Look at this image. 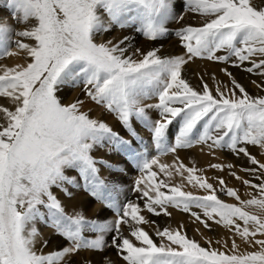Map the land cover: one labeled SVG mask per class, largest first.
<instances>
[{
  "label": "snow or ice",
  "instance_id": "snow-or-ice-1",
  "mask_svg": "<svg viewBox=\"0 0 264 264\" xmlns=\"http://www.w3.org/2000/svg\"><path fill=\"white\" fill-rule=\"evenodd\" d=\"M6 5L24 27L12 40L11 26L0 23V57L19 60L11 66L0 63V100L5 101L0 103V264H72L70 257L81 250L103 251L107 246L124 264H264V162L247 147L264 150V95L250 94L227 69L221 71L230 84L217 82L214 90L203 77L202 86L194 87L182 76L183 66L194 58L231 60L233 66L261 77L260 83H252L264 91V0H6ZM182 8L204 18L198 26L176 30L183 54L161 55L159 48L136 47L130 35L96 40L118 28L155 42L168 33L167 22L183 20L178 13ZM221 50L226 54L219 55ZM69 82H82L85 97L113 114L125 134L82 110L84 100L63 103L58 93ZM149 97L157 102L146 103ZM137 124L161 152L175 154L180 148L207 144L209 149L242 154L251 166L241 170L260 182L231 171L253 190L249 199H242L223 177L213 184L178 156L172 164L155 156L149 159L141 151L145 141ZM173 124L178 129L169 144ZM105 145L109 155L130 160L139 170L132 191L146 198L144 210L171 216L169 207L180 209L209 230V221L223 224L232 233L231 243L225 240L221 248L213 247L211 238L196 227L205 246L189 237L183 224L176 229L156 227L159 240L154 239L144 225L155 222L142 214L140 204L117 203L112 193L119 184L101 178L98 164L110 172L125 171L119 162L92 155L95 147ZM68 169L77 170L84 188L114 209L113 220L66 211L53 189L71 198L64 185L76 181L66 175ZM173 175L181 178L179 183H170ZM185 181L205 194L182 190ZM218 187L238 203L220 199ZM253 206L260 213L247 210ZM37 222L50 227L67 246L39 251Z\"/></svg>",
  "mask_w": 264,
  "mask_h": 264
},
{
  "label": "rangeland",
  "instance_id": "rangeland-1",
  "mask_svg": "<svg viewBox=\"0 0 264 264\" xmlns=\"http://www.w3.org/2000/svg\"><path fill=\"white\" fill-rule=\"evenodd\" d=\"M257 1L260 2V0H256V2ZM178 13L183 15V20L178 21V20L173 19L167 22L166 27L168 28V33L164 37H161L159 40L155 41L157 44L155 42L145 40V38L139 34L133 33L129 30L121 31L118 28H114L109 33L98 35L96 37V40L97 42H102L103 40L112 39L114 37L130 35L132 37L133 45L136 47H141L145 50H148L149 49L148 45L150 46V49L154 48L155 46V48L160 49L161 55H180V54H183L185 50L180 44L179 38L176 36V30L188 24H191L193 26H198L199 24L203 22L204 18L197 13L188 11L187 8L178 9ZM0 18L1 19L5 18L6 23L9 26H11V28L13 29V32L11 33L10 38L12 40L16 39L15 31L23 28L24 25L21 23H18L17 20L13 18L11 11L8 9L6 5V0H0ZM5 21L3 23H5ZM153 43L155 44L154 46H153ZM11 47L15 48V45L13 44ZM218 54L225 55L226 53L223 50H221ZM17 62H19V60L16 57H0V63L2 64H7L11 66L12 64L17 63ZM231 64H232L231 60L228 62H222V61L208 60L206 58H194L193 60L189 61L186 65L183 66L182 76L183 78L187 79L194 87L202 86L201 77H203V80L208 83L211 89L214 90L217 86V82L222 83V84H230L229 77L228 76L227 78H225L224 76L222 77L223 73L222 74L219 73L221 81L219 80L214 81L213 79L207 76L208 75L207 73L211 72L213 67L215 69V68H218L220 65H223L222 69H227V71L232 73V76L235 77L233 73L237 74L235 72V69H237V67L232 71L230 69ZM245 66H248V65L246 64ZM236 79L239 80V78H236ZM240 83L246 87V89L248 90L250 94H252L250 85H247V83L245 84V81L244 82L241 81ZM64 91H66L67 95L65 94L63 96ZM259 92L261 95L263 91L260 89ZM58 95L61 98V100L64 99L62 100V102L66 101L69 103L77 98L84 100L85 103H84L82 110L88 112L92 118L103 119L106 123H108L111 127H113L114 130L120 132L121 135L125 134L123 130L121 129L119 123L115 120V117L113 114L108 113L106 110L103 109L101 105H97L93 101L85 97L84 92H83L82 82L66 83L65 85L61 87ZM145 102L150 103V104L156 103L157 98L149 97V98H146ZM0 103H5V101L0 100ZM149 113L153 117L156 116V113L154 110L150 109ZM136 126H137L138 131H140V134L144 137V141H145V148L141 149V151L145 152L149 159L155 156L159 158L161 163L172 164L176 156H178L180 161H183L185 165L189 167L194 165L197 169L201 170L198 174L203 175L204 177H207L209 179V182L213 184L218 183L216 179L218 176L223 177V179L226 181L227 187H232L238 190L239 195L240 196L242 195L241 196L242 199H249L250 197L248 193L253 190L250 189L248 186L243 185L240 180L239 182L237 181L235 177L233 178V176L230 175L231 171H236V173L239 172L240 174L237 173V175L242 176L246 179H250L253 181V183L260 182L259 180L256 179V177L254 178V176L248 173H243V171L241 170L242 167L247 168L251 166L249 165L247 158H246L247 161L245 162L246 166L245 164H240V162L238 161L237 155L226 148L225 149H220V148L209 149L207 144H194L191 147L177 149V152L175 154L171 152H161L157 150L156 145L150 139V135L147 132V130L141 127L139 124H137ZM171 127H172V135L169 136V141H168L169 144H172L175 141V131L178 129V124H173ZM247 147L249 150L251 149L250 152L252 155L253 154L256 155L257 153H260L262 159L258 157L260 156L259 154H257V156L255 157L257 159L259 158L261 162L264 161V150L261 151L259 149V146L248 145ZM92 155L96 157L97 159L103 158L104 160L111 161L112 163L119 162L121 163V166L125 168L124 172L116 173V172H110L102 164L97 165L100 168L101 178L105 179L106 182H115L119 184L120 186L119 190L117 192L112 193V196L116 200L117 203L123 204V203L128 202L129 200L136 201L137 203L140 204L142 208V214L145 215V217L149 221L155 222L154 224L144 225V227L151 234H153V238L156 239L157 241L159 240V238L154 236V229L156 227H159L161 229L164 227H170L172 229H176L179 225L183 224L186 229L187 235L189 237L195 238L196 240L200 241L201 244L205 246L207 245L205 244L204 239H202L201 235L195 231L196 227L200 228V232L204 233L205 237L211 238V240L213 241V244H212L213 247L221 248L223 246V241L225 240H228L229 244L231 243V239L233 238L232 233L223 224H217L215 223V221H209V224L211 225V228L209 230V229L204 228L203 225H197L194 222V217H192L190 213H185L180 209L169 207L168 211L171 212V216H167L163 213H161L160 215L148 213L146 210L143 209L144 199L146 198H141L142 197L141 193L132 191V188L134 186V181L137 178V176L140 175L139 170L136 168L135 164L130 160L125 161L123 157L117 156L116 154L109 155L107 151V145H105L104 147H100V146L95 147L92 151ZM216 163L222 164L225 167L223 169H215V168L209 167L210 164H216ZM230 163L234 165V168L229 169L227 167V165ZM69 170L73 171L74 174L72 177H74V180L76 181V183L78 182L80 192L83 194V197L85 199V202L83 204L84 208L82 212L89 218L100 219V220H105V221L113 220L115 217L114 209H110L106 207L100 200L92 196L90 192L84 188L83 180L80 178L77 170L75 169H69ZM153 170L159 172L158 167L154 166ZM160 176H163V174L160 173ZM180 179L181 178L179 176L173 175L170 183H179ZM231 180L233 183H231ZM237 183H241V185ZM65 185L68 190H72L71 184L66 183ZM57 189L58 188H54L53 191H54V194H56L59 197L60 194L59 192H57ZM162 190L168 191V189H162ZM182 190L192 191L197 195H202V193L205 194L203 189L198 190V188L196 189V187H193L192 185L189 186L187 185L186 181L184 182V187ZM217 193H218L219 198L224 200L227 203H238L235 200V198L227 196L223 192H220L219 187L217 188ZM244 195L246 197H244ZM86 203L87 205L85 206ZM248 209H250V212H253V213L260 212V210L256 207L254 208V206ZM193 210L197 212L201 211L200 209H196V208H194ZM37 223L38 225L36 226L37 228L39 227L38 229L40 232H42V230H40L41 228H43L45 232L50 231L49 237L53 238L54 241H56L54 242V245L51 246L52 249L54 248L52 251L58 250L59 248L63 246H67L68 242L64 240L62 237H59L50 227L40 222H37ZM126 227L127 226H125V229ZM49 237L43 238V240H46ZM110 238H111L110 235H106L105 237V239L109 241V243H110ZM235 239L238 244H241V248L243 249L244 245L241 243L239 238L236 237ZM218 241L219 243H217ZM38 246L39 248L37 249L39 251L48 253V252H45V250L43 249L44 245L41 242L40 237L38 238L36 247ZM94 255L98 257L96 258V260L92 259ZM105 258L111 261V264H124L122 259L118 256L116 250L112 248L111 246H107L103 251L81 250L79 255L70 257V259L72 260V264H88V261H91V264H106Z\"/></svg>",
  "mask_w": 264,
  "mask_h": 264
},
{
  "label": "bare ground",
  "instance_id": "bare-ground-1",
  "mask_svg": "<svg viewBox=\"0 0 264 264\" xmlns=\"http://www.w3.org/2000/svg\"><path fill=\"white\" fill-rule=\"evenodd\" d=\"M258 2V1H257ZM259 3V2H258ZM3 16V15H2ZM5 21V18H3V19H1L0 18V23H3ZM6 22V21H5ZM159 42V41H158ZM156 43V42H155ZM157 44V43H156ZM155 44L153 43V46H154ZM148 47H149V49H150V46L148 45ZM159 47V46H158ZM154 48H155V46H154ZM222 66L223 65H220L218 68H215L214 69V67L212 68V70H211V72H209V73H207L208 75V77H210L211 79H213V74H214V76H215V78H216V80L215 81H221V79H220V76H219V73H223V75H222V77L224 76L225 78H227V75L223 72V71H221V69H222ZM236 67L235 66H233V64H231V67H230V69L233 71L234 69H235ZM220 71V72H219ZM235 72L237 73V74H234L233 73V75L235 76V78H239V80L238 81H245V84L247 83V85H250V87H251V93L255 96V95H260V92H259V90L260 89H258L253 83H252V81H257V83H260L261 82V77H259L258 75H256V74H249V73H247L246 71H244L243 69H241V68H238L237 67V69H235ZM207 77V78H208ZM224 80V79H223ZM66 94V91H64L63 92V96ZM67 95V94H66ZM261 95H264V91L262 92V94ZM62 100H64V99H62ZM63 103H68V102H63ZM260 149V148H259ZM258 149V150H259ZM249 150V149H248ZM251 150V149H250ZM250 150H249V152H250ZM261 151H262V149H260ZM207 153V152H206ZM251 153V152H250ZM254 153V152H253ZM256 154V153H255ZM257 154H259L260 155V153H257ZM257 154L256 155H254V156H257ZM242 155V154H241ZM201 157H203V156H201ZM224 157V156H223ZM258 157H260V159H262L261 158V155L260 156H258ZM263 157V156H262ZM231 158V157H230ZM237 158H238V161L240 162V164H245V166H246V158L242 155V156H237ZM199 159V158H198ZM232 159H234V158H232ZM259 159V158H258ZM259 159V160H260ZM201 160V159H200ZM207 161V160H206ZM213 161H215V160H213ZM226 161V160H225ZM229 162V161H228ZM264 162V161H263ZM233 163H235V162H233ZM236 163H238V162H236ZM217 164V163H216ZM226 164V163H225ZM230 164H232V163H230ZM244 166V165H243ZM240 167H241V165H240ZM243 168V167H242ZM206 171H208V170H206ZM205 171V172H206ZM239 171V170H238ZM70 172V173H69ZM66 173H67V175L69 176V177H71V178H73L74 179V177H72L73 176V171H71V170H66ZM237 173H239V172H237ZM243 173H245V172H243ZM223 174V173H222ZM240 174V173H239ZM206 175V174H205ZM249 176V175H248ZM218 177H221V176H218ZM234 178V177H233ZM255 178V177H254ZM246 179V178H245ZM235 180V179H234ZM237 181H239V180H237ZM240 182V181H239ZM231 183H233L232 182V180H231ZM242 183V182H241ZM241 183H237V184H240L241 185ZM76 185H78V182L74 185V184H71V188H72V190H68V191H70L71 193H72V196H71V198H69V197H67V196H65L64 195V193L61 191V190H58L57 189V192H59V194H60V196H59V198L61 199V201L64 203L65 202V208H66V211L67 212H69L70 214L72 213V212H74V211H83V208H84V202H85V199H84V197H83V194L80 192V188L79 187H77ZM188 185V184H187ZM189 186H191V185H189ZM64 187L66 188V185H64ZM197 189V188H196ZM242 189V188H241ZM198 190H199V188H198ZM247 190V189H246ZM198 192V191H197ZM200 192V191H199ZM249 192V191H248ZM245 194H247V193H245ZM202 195H203V193H202ZM242 196V195H241ZM244 197H246L245 195H244ZM88 202V201H87ZM87 205V203L85 204V206ZM255 208V207H254ZM253 209V208H252ZM248 211H250V209H248ZM257 213H260V212H257ZM37 225H38V223H37ZM39 228V227H38ZM40 230H42V232H40V239H41V242L43 243V238H47V237H49L50 236V231H44V229L43 228H41ZM239 238V237H238ZM47 241H48V243H47V245L45 246H43L44 248V250H45V252H50V251H52L53 249H52V245H54V242H56V241H54V239L53 238H48V239H46ZM240 240V239H239ZM40 242V241H39ZM39 245V244H38ZM40 245H42V244H40ZM56 245V244H55ZM54 247V246H53ZM37 248H39V246L37 247ZM95 254H97V253H95ZM96 258H98V257H96L95 255L93 256V260H96ZM92 260V261H93Z\"/></svg>",
  "mask_w": 264,
  "mask_h": 264
}]
</instances>
